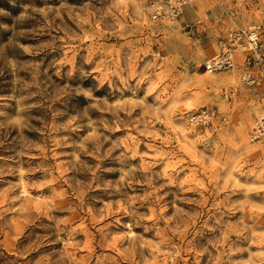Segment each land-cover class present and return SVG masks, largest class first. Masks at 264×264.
Wrapping results in <instances>:
<instances>
[{
  "label": "rangeland",
  "instance_id": "obj_1",
  "mask_svg": "<svg viewBox=\"0 0 264 264\" xmlns=\"http://www.w3.org/2000/svg\"><path fill=\"white\" fill-rule=\"evenodd\" d=\"M150 1L0 0V264H264V93L203 66L264 0Z\"/></svg>",
  "mask_w": 264,
  "mask_h": 264
},
{
  "label": "built area",
  "instance_id": "obj_2",
  "mask_svg": "<svg viewBox=\"0 0 264 264\" xmlns=\"http://www.w3.org/2000/svg\"><path fill=\"white\" fill-rule=\"evenodd\" d=\"M198 0H151L149 9L153 19L177 18L183 9ZM188 37L195 34L193 28L185 31ZM264 20L247 26L234 25L218 41L217 51L204 63L210 73L231 72L237 75L240 83L260 89L264 93ZM237 53H241V63ZM218 119L211 108L203 107L188 114L187 122L194 127H206ZM250 142L264 139V109L260 110L248 135Z\"/></svg>",
  "mask_w": 264,
  "mask_h": 264
},
{
  "label": "crops",
  "instance_id": "obj_3",
  "mask_svg": "<svg viewBox=\"0 0 264 264\" xmlns=\"http://www.w3.org/2000/svg\"><path fill=\"white\" fill-rule=\"evenodd\" d=\"M186 8V7H185ZM183 12V11H182ZM264 20V19H263ZM261 20V21H263ZM261 21H256V22H251L248 25L252 24V23H257V22H261ZM241 26H247V25H241ZM230 29V27L228 28V30ZM262 40L264 41V35L262 36ZM237 57H238V61L239 63H241L240 57H241V53H237Z\"/></svg>",
  "mask_w": 264,
  "mask_h": 264
},
{
  "label": "bare ground",
  "instance_id": "obj_4",
  "mask_svg": "<svg viewBox=\"0 0 264 264\" xmlns=\"http://www.w3.org/2000/svg\"><path fill=\"white\" fill-rule=\"evenodd\" d=\"M208 72V71H207ZM210 73V72H209Z\"/></svg>",
  "mask_w": 264,
  "mask_h": 264
}]
</instances>
